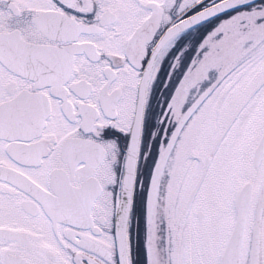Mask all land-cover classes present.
Listing matches in <instances>:
<instances>
[{
    "label": "snow or ice",
    "instance_id": "snow-or-ice-1",
    "mask_svg": "<svg viewBox=\"0 0 264 264\" xmlns=\"http://www.w3.org/2000/svg\"><path fill=\"white\" fill-rule=\"evenodd\" d=\"M0 264H264V0H0Z\"/></svg>",
    "mask_w": 264,
    "mask_h": 264
}]
</instances>
